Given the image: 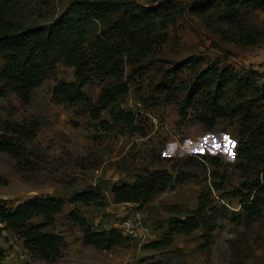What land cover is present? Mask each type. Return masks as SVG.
<instances>
[{"label": "rangeland", "instance_id": "1", "mask_svg": "<svg viewBox=\"0 0 264 264\" xmlns=\"http://www.w3.org/2000/svg\"><path fill=\"white\" fill-rule=\"evenodd\" d=\"M6 1L0 0V10L12 30H18L49 24L70 4L84 0H10L8 7ZM132 1L147 7L163 2L172 12L156 18L154 35L145 47L125 51L122 81L129 86L128 94L104 110L99 120L81 104L54 100V87L75 82V69L63 60L55 61L52 73L32 92L28 104L0 80V136L10 122L36 126V137L20 157L0 151V205L16 208L35 197L65 201L54 226L47 229L65 241L62 258L55 264H264V191L253 218L247 216L237 194H247L245 183L254 182L256 169L261 170L256 162L250 164L251 174L237 169L238 151L245 141L239 133L240 117L219 120L209 130L195 118V107L186 117L179 115L185 93L178 91L169 100L158 91L160 86L174 83L188 92L195 75L214 65L239 75L253 74L263 86L264 11L244 8L239 22L231 25L216 20L212 11L199 12V5L209 0ZM222 11L217 10L224 17ZM101 29V22L89 28L88 58L94 56ZM192 57L201 59L195 70L185 64ZM3 66L0 59V69ZM89 66L91 80L83 91L96 104L104 88L119 82L91 62ZM178 67L181 72L175 73ZM257 101L249 93L239 96L232 85L220 96L221 105L229 111L257 103V111L264 113V99ZM119 110L135 116L132 127L114 120L112 113ZM212 158H218L221 166L212 165ZM159 169L168 172L169 189L144 209L114 202L111 190L115 185L133 183L138 176ZM259 178L264 175L259 173ZM84 191L100 192L105 206L73 200ZM202 193L210 195L215 210L212 231L202 226L190 235H174L170 247H151L169 232L173 221L198 208ZM124 209L143 215L153 235L148 242L130 240L121 247L98 250L84 244L82 229L69 217L70 212L78 211L93 231L119 229L118 215ZM0 248L3 264H48L32 257L23 240L1 223Z\"/></svg>", "mask_w": 264, "mask_h": 264}, {"label": "trees", "instance_id": "2", "mask_svg": "<svg viewBox=\"0 0 264 264\" xmlns=\"http://www.w3.org/2000/svg\"><path fill=\"white\" fill-rule=\"evenodd\" d=\"M8 1L7 7L10 4V0ZM249 7L264 11V0H209L197 9L201 14L212 11L216 20L222 19L233 25L241 19V11ZM219 8H222L224 17L217 12ZM168 10V5L163 2H158V6L147 7L132 0L75 1L53 22L21 27L18 30H12L5 12L0 10V59L4 61V66L0 69V80L22 103L28 104L32 92L52 73L55 61L63 60L66 65L75 69V82H62L54 87V100L65 105L81 104L94 120H99L104 110L128 94L129 86L122 81L125 73L121 61L125 51L145 47L154 35L158 20L156 18H160L163 12L166 15L172 12L171 9ZM95 22H101L103 29L97 37L94 56L88 58L85 44L89 28ZM90 62L96 65L97 70H102L119 82L104 88L96 104L83 91L91 80L88 74ZM185 64L195 70L201 65V59L192 57ZM174 72L180 73L181 70L178 67ZM231 85L239 96L249 93L257 98V102L264 99V85H258L253 74L239 75L229 68L215 65L196 74L188 92L182 86L179 90V85L174 83L160 86L158 91L167 94L169 100H174L178 91L185 93V97L179 102V115L186 117L188 110L195 107V118L209 130H213L219 120L233 121L240 117L239 133L245 141L243 148L238 151L237 169L244 174H251L253 171H250V164L253 162L261 169H256L258 178L254 182L248 180L245 183L247 194L237 192L242 197L245 213L253 218L257 215L256 203L261 201L259 194L264 191V178H259V173L264 175V113L257 111V103L235 111L222 106L220 96ZM112 114L117 123H124L127 127H132L135 122L132 113L119 110ZM35 137L36 126L33 124L7 123L5 133L0 136V151L20 157L27 143ZM210 163L221 166L218 158H212ZM216 174L213 173L218 176ZM169 186L168 172L159 169L151 174L138 176L133 183L115 185L111 193L115 203L136 204L142 210L155 196L167 191ZM217 189L220 190L221 186H217ZM73 200L85 205L105 206L101 193L95 191H84ZM64 207L63 199L44 197L29 199L16 208L0 205V223L23 240L32 257L55 264L62 258L65 241L62 236L47 229L54 226L56 217ZM214 211L210 195L202 193L198 208L186 218L173 221L169 232L160 241L153 242L151 247H170L174 235H190L202 226L212 231ZM69 217L82 229L84 244L98 250H111L130 241L118 229L93 231L86 217L78 211L70 212ZM3 256L0 248V264H3Z\"/></svg>", "mask_w": 264, "mask_h": 264}, {"label": "built area", "instance_id": "3", "mask_svg": "<svg viewBox=\"0 0 264 264\" xmlns=\"http://www.w3.org/2000/svg\"><path fill=\"white\" fill-rule=\"evenodd\" d=\"M130 205V204H121ZM132 208V207H131ZM118 231L131 241L145 243L152 238L149 227L145 224L143 215L140 212L130 213L128 209H124L119 213Z\"/></svg>", "mask_w": 264, "mask_h": 264}]
</instances>
